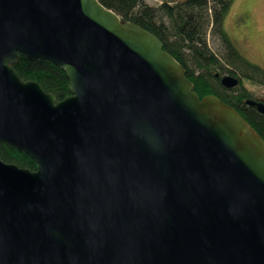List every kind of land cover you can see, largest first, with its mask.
<instances>
[{
	"label": "water",
	"instance_id": "obj_1",
	"mask_svg": "<svg viewBox=\"0 0 264 264\" xmlns=\"http://www.w3.org/2000/svg\"><path fill=\"white\" fill-rule=\"evenodd\" d=\"M0 142L36 163L0 160V264H264V140L98 0H0Z\"/></svg>",
	"mask_w": 264,
	"mask_h": 264
},
{
	"label": "trees",
	"instance_id": "obj_2",
	"mask_svg": "<svg viewBox=\"0 0 264 264\" xmlns=\"http://www.w3.org/2000/svg\"><path fill=\"white\" fill-rule=\"evenodd\" d=\"M98 2L121 20L139 26L158 38L163 50L184 69L185 77L193 84L198 99L206 95L217 97L232 107L264 140V116L253 106L244 103L245 99L251 98L249 94L244 91L233 93L232 88L230 90L221 85L219 73L216 77V73L211 72L219 69L233 76L239 73L241 77L264 86V70L241 57L223 30L224 16L231 0H161L156 6L148 5L144 0ZM207 32L217 36L220 41L224 53L223 64L207 47ZM12 68L22 81L38 83L44 92L53 94L56 100L70 94L64 72L48 60H29L23 54H18ZM0 160L30 171L36 169V163L27 154L5 142H0Z\"/></svg>",
	"mask_w": 264,
	"mask_h": 264
},
{
	"label": "rangeland",
	"instance_id": "obj_3",
	"mask_svg": "<svg viewBox=\"0 0 264 264\" xmlns=\"http://www.w3.org/2000/svg\"><path fill=\"white\" fill-rule=\"evenodd\" d=\"M144 1L151 6L161 2V0ZM231 2L224 16L223 30L241 57L264 70V0H231ZM206 42L209 50L223 64V48L217 36L207 32ZM211 72L219 73L221 76L229 75L219 69H213ZM235 74L237 75L234 77L239 78V83L232 88L233 93L244 91L251 99L264 101V86L241 77L239 73Z\"/></svg>",
	"mask_w": 264,
	"mask_h": 264
}]
</instances>
